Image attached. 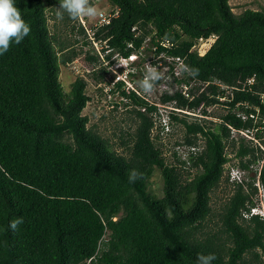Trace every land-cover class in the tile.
<instances>
[{
  "label": "trees",
  "instance_id": "16d2710c",
  "mask_svg": "<svg viewBox=\"0 0 264 264\" xmlns=\"http://www.w3.org/2000/svg\"><path fill=\"white\" fill-rule=\"evenodd\" d=\"M109 3L118 15L94 27L96 40H107L125 58L146 40L157 54L184 57L189 68L199 69L188 76L199 84L191 98L176 92L165 101L192 112L222 103L228 111L219 122L171 112L172 124L184 128L176 145L203 148L187 158L174 149L175 162H168L160 133L153 135L154 119L141 110L157 106L134 91L126 94L119 83L135 127L122 132L126 152L117 151L83 114L91 100L86 77L78 75L69 92L60 79L61 66L84 48L51 32L49 13L57 15L59 0H15L31 32L0 55V264H197L199 254L210 253L216 256L212 264H264V215L251 213L261 187L264 192V10L236 14L229 0ZM62 22L87 38L81 20L64 14ZM213 34L217 38L205 54L193 50ZM164 40L171 44L162 45ZM87 52L90 62H99ZM108 72L102 66L92 77L103 81ZM202 83H208L204 90ZM230 126L254 138L232 137ZM230 142H239V166L254 175L234 182L218 229L203 232L212 192L230 179ZM188 167L202 171L188 178ZM157 168L163 196L149 189ZM133 169L140 175L130 183ZM19 217L23 223L13 231L10 222Z\"/></svg>",
  "mask_w": 264,
  "mask_h": 264
},
{
  "label": "rangeland",
  "instance_id": "374dc122",
  "mask_svg": "<svg viewBox=\"0 0 264 264\" xmlns=\"http://www.w3.org/2000/svg\"><path fill=\"white\" fill-rule=\"evenodd\" d=\"M230 4L233 7V11L236 14H241L248 8L254 10H264V0H229ZM96 6L98 7L99 11H103L104 9L109 8L110 3L109 0H97ZM49 25L52 33L58 34L61 40H68L73 43V46L76 48H80L83 46L89 47L86 41H90L88 38L87 40L78 34H74L70 31L69 27H65L63 25L62 19H58L57 15L52 17V13H49ZM89 20V19H88ZM95 20V19H91ZM87 23V20L85 19ZM87 25V24H86ZM90 25V23L88 24ZM87 25V26H88ZM78 40V41H76ZM213 39L206 40L202 44H200L199 52L200 54L205 53L212 44ZM98 43L95 42L92 47V51L97 49ZM95 48V49H94ZM155 48H152L150 43H146L145 45V52L146 58L155 56ZM85 53V52H84ZM79 53V56L76 61L77 63L73 64L72 62L68 65L61 66V74L60 79L64 85V89L66 92L71 90V83L74 81L78 73L73 68L74 65H79L81 69V74H84L86 79L88 80L87 86V93L91 96V100L87 103V106L83 110L84 115H88L89 117V126L96 127L98 131L104 135L105 137L110 138L113 147L119 152H126L125 146L121 144V135L122 132H133L135 125L133 124V113L130 112L132 106L126 105L123 102H128L130 99L122 97L117 91L111 97L108 94H105L104 90L101 89V85L103 83H98L92 77V73L101 68L102 66H109L99 59V62L94 64L87 59V54ZM97 54L96 52H93ZM118 61H121L118 58ZM140 58L136 61V65L139 66ZM85 67H83V66ZM110 69V66H109ZM113 71V68H112ZM107 76V75H106ZM109 76V75H108ZM106 77L109 78V77ZM137 81L131 82V85L134 87H139L138 82L140 81L139 77L136 79ZM162 87H165L162 85ZM162 87L156 88V90L152 93L154 101H162V95H164V89ZM116 88V87H115ZM166 88V87H165ZM142 91V90H141ZM167 93L169 91L167 90ZM116 103L118 105H116ZM207 110V109H206ZM228 111V108L224 104H218L214 106H210L208 112V118H205L208 122H219L221 117ZM190 120H195V116L201 115V111L196 110L195 112H189ZM199 118V117H198ZM203 119V118H200ZM156 129H154L153 135L157 134ZM184 136V128L179 124H172V132L170 134L162 135L163 144L165 145V152L168 162H175V158L173 157L172 152L174 149L177 150V141H182ZM239 138V137H238ZM200 142L204 143V140L201 139ZM183 150H186L184 144H180ZM239 147V142L236 143V146H232L231 142L228 144L227 152L228 156L231 160L226 164L225 167V176L229 174L230 179L226 181L223 179L218 187L214 189L212 192V214L206 219L204 222V226L202 228L203 232L215 231L218 229V220H219V212L221 210V206L223 203L232 195L234 191V182L241 181V180H248L250 177L254 175V172L250 169H242L240 164V158L237 156V151ZM180 153V151H179ZM180 155L184 158V155L180 153ZM188 169H184V175L188 178H193L196 174L202 171V168L197 167H188ZM163 185L164 179L160 169H156L153 173L150 181H149V189L152 193L163 196ZM257 210L261 212L264 210V193L260 191V200L257 205Z\"/></svg>",
  "mask_w": 264,
  "mask_h": 264
},
{
  "label": "built area",
  "instance_id": "2783aa9c",
  "mask_svg": "<svg viewBox=\"0 0 264 264\" xmlns=\"http://www.w3.org/2000/svg\"><path fill=\"white\" fill-rule=\"evenodd\" d=\"M100 13L101 15L95 18V20H91V19L88 20V18H82L80 20L85 25V28L87 30V35H88L87 38L90 40V48L86 46L82 53L85 52L86 54H88L87 51L89 49H92L93 44L97 42L99 46H97V49L94 48L95 51L91 50L90 53L95 54L93 52H96L97 54L95 55L99 56V59L101 61L107 64H110L109 65L110 69H109V72L107 73V76L109 75L108 76L109 78L99 82V83H103V85H101L102 87L101 89L104 90L105 94H108V96H111V97L115 94L116 91L120 93V90H124L126 94H130L132 91H134L136 92L137 95H139L143 99H146L151 104H155L158 108V110L156 111H153V110L147 111V107H142L141 110L147 112L149 116H151L154 119L155 121L154 129H156L157 131L156 133H160L161 137L162 135L170 134L172 132V119L170 116L171 112H187V113L191 112L193 113L195 111L192 112V111L177 108L175 100L171 102H166L165 98L169 95L175 94L176 92H180L184 94L186 97L191 98L193 96L191 93V90L193 86L196 84H199V82L195 78H188L189 74L181 71V66L189 67L184 57L170 56L165 53L157 54L156 53L157 46H154L150 43L152 45V48H155L154 50L155 56L146 58L145 45L146 43H149L148 40H146L143 43L139 52L131 53L128 58H125L119 51L113 52V49L111 48L107 40H96V38L94 37V27H99V26H103L105 24L110 23L112 18L115 15H118V9L114 7L112 8L109 6V8L104 9L103 11H100ZM85 19L87 20V23L85 22ZM89 23L90 25H88ZM135 29L136 27L133 28V30ZM216 38L217 36L214 34L208 38H200L199 41L193 45V50L197 51L200 54L199 52L200 44H202L203 42L209 39H213L212 40V44H213ZM161 44L164 46H169L171 42H169L168 40L167 41L164 40V41H161ZM203 54H200V55H203ZM118 58H120L121 61H118ZM139 58H140V64L139 66H137L136 61ZM76 59L78 60V58ZM77 62L78 61L74 60L72 63L75 64ZM147 65L157 67V69L162 72L163 78L157 83V86H156V88L162 87V85L166 87V88L162 87L165 93L164 95H162V101L157 102V101L152 100L151 99L153 98L152 94L146 95L143 93V91H141L139 87H134L133 85H131V82L137 81L136 80L137 77H139L140 80L143 78L144 70ZM73 68L76 70L78 74L84 75V74H81V69L79 65L77 66L74 65ZM112 68H113V71H112ZM253 81H254V78L250 80V82H253ZM119 83H122V88L120 90L117 85ZM217 83L220 84L222 88H227V86L222 84L220 81H217ZM207 85L208 83H202L203 87L201 90L206 89ZM167 90L169 91V93H167ZM122 97L128 98L126 96H122ZM224 98L225 97H222L221 99L224 100ZM218 104H221V103H218ZM218 104H214V105H218ZM214 105H211V106H214ZM209 107L210 106L205 107L204 105H201L197 110L201 111L202 116H199V115L197 116L199 118H202V117L208 118L209 117L208 112L204 114L203 110L204 109L209 110ZM246 117L247 115H243L244 119H246ZM230 127H231L232 137H237L238 134L240 133L247 137L254 138L251 136L252 133H250L249 130L238 131L234 127L232 126ZM185 147H186V150H183L181 148V145H177L178 153L180 151V153L184 155V158H187L189 153L196 152L199 149L203 148V147L199 148L196 146H188V145H185ZM258 185H259V182H258ZM261 191L263 192L262 187H261ZM257 212H259L257 210V207H252L251 213H257ZM260 213L264 215V210H261Z\"/></svg>",
  "mask_w": 264,
  "mask_h": 264
},
{
  "label": "clouds",
  "instance_id": "9594fccd",
  "mask_svg": "<svg viewBox=\"0 0 264 264\" xmlns=\"http://www.w3.org/2000/svg\"><path fill=\"white\" fill-rule=\"evenodd\" d=\"M64 14H67L70 19L77 21L82 18L95 19L101 15L93 0H59L57 18L63 19ZM30 32L31 26L24 19L21 10L15 4V0H0V55L5 54L13 42L20 44ZM181 71L193 77L199 74V69L189 68L187 66H181ZM162 78V72L157 67L147 65L143 78L138 82L139 88L144 94L151 95L156 90L157 83ZM139 175L133 169L129 175V182L134 183L139 178ZM22 223L23 218L19 217L13 219L9 227L15 231ZM215 259V254H199L197 264H212V261Z\"/></svg>",
  "mask_w": 264,
  "mask_h": 264
}]
</instances>
